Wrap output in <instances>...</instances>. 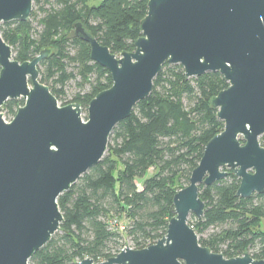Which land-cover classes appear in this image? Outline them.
Segmentation results:
<instances>
[{
    "label": "water",
    "instance_id": "95a60500",
    "mask_svg": "<svg viewBox=\"0 0 264 264\" xmlns=\"http://www.w3.org/2000/svg\"><path fill=\"white\" fill-rule=\"evenodd\" d=\"M32 0H0V23L27 21ZM134 50L110 52L81 22L73 35L88 43L90 59L107 69L110 87L81 106L60 105L40 82L38 66L50 49L19 62L0 36V106L23 99L10 121L0 113V264H29L63 221L58 196L98 163L116 124L151 92L164 63L180 64L185 78L219 72L227 82L212 99L223 129L205 144L188 184L172 198L165 234L140 249L125 246L103 261L74 264H264L247 252L226 258L198 242L188 224L200 217L199 185L230 169L236 196L264 192V0H147ZM126 245V244H125Z\"/></svg>",
    "mask_w": 264,
    "mask_h": 264
},
{
    "label": "trees",
    "instance_id": "16d2710c",
    "mask_svg": "<svg viewBox=\"0 0 264 264\" xmlns=\"http://www.w3.org/2000/svg\"><path fill=\"white\" fill-rule=\"evenodd\" d=\"M41 1L49 2L32 3ZM53 1L58 7L45 11L38 19L40 30L34 34L30 19L36 12L31 10L27 21L1 22L0 36L19 62L50 49L38 66L40 82L60 105L76 102L85 108L112 81L108 70L90 59L88 43L73 35L74 24L81 22L111 53L130 52L141 35L147 0H102L91 6L87 0ZM70 64L80 78L79 90L66 101L64 87L75 77L67 70ZM226 87L219 72L185 78L180 64L164 63L150 94L111 131L98 163L58 196L63 221L29 264H74L84 258L100 262L118 253L125 237L135 249L161 238L174 215V193L183 187L182 180L188 184L206 142L223 129L211 99ZM21 105L23 100H7L4 106L10 119ZM259 142L264 146V134ZM225 170V178L199 185L204 211L200 217L190 214L188 224L197 235L218 228L198 237L199 244L212 252L226 258L247 252L263 259L264 192L248 198L236 196L239 179ZM147 172L151 175L139 181ZM121 216L130 222L124 232L109 229L108 221Z\"/></svg>",
    "mask_w": 264,
    "mask_h": 264
},
{
    "label": "rangeland",
    "instance_id": "374dc122",
    "mask_svg": "<svg viewBox=\"0 0 264 264\" xmlns=\"http://www.w3.org/2000/svg\"><path fill=\"white\" fill-rule=\"evenodd\" d=\"M101 1L102 0H87V4L90 5V6L91 5H97ZM57 7H58V5L53 0H49V2L41 1L39 4H33L32 3V10H35V12H36V17L30 19L31 20V24H32V34H34L36 31L40 30V25L38 23V19L40 17L44 16V14L46 13L45 11H49L50 9L57 8ZM12 55H13V52H12ZM67 70L73 72L75 74V77L69 79L67 81L65 87H64V89H65V97H64L63 100H66V101L69 100L72 97V95L79 90L78 86H77V82H79V80H80L79 76L76 73V68L74 67L73 64H70L67 67ZM14 100L18 101V100H23V99L22 98H18V99H14ZM6 102L7 101H5V103ZM4 104L2 106H0V113L2 115V118L5 121L8 122V121H10V118H9L8 112H7L6 107L4 106ZM81 118L83 120H86V118H87L86 107L85 108H81ZM118 168H120V167H118ZM223 170H225V168H223ZM115 174L117 175V171H115ZM149 175H151V172H147L143 178L139 179V181H142L144 178L149 177ZM181 184L183 185V187L186 186V182L184 180L181 181ZM117 220L119 221L118 222L119 226L123 227V230H121V231L115 230V231L123 233L124 230L126 229V226L130 222L124 216L119 217ZM214 230L217 231L218 228H211L210 227L206 231H204L203 233L198 235V237L199 236L206 237L209 233H211ZM121 243L123 244L122 245L123 247L128 246V247L133 248L131 241L128 238H126V237L124 238V240Z\"/></svg>",
    "mask_w": 264,
    "mask_h": 264
},
{
    "label": "built area",
    "instance_id": "2783aa9c",
    "mask_svg": "<svg viewBox=\"0 0 264 264\" xmlns=\"http://www.w3.org/2000/svg\"><path fill=\"white\" fill-rule=\"evenodd\" d=\"M118 220L117 219H110L109 221H108V224H109V229H111V230H117V231H121V230H123V227H121V226H119V224H118ZM124 248V247H123ZM123 248H121L120 250H122ZM119 250V251H120Z\"/></svg>",
    "mask_w": 264,
    "mask_h": 264
}]
</instances>
